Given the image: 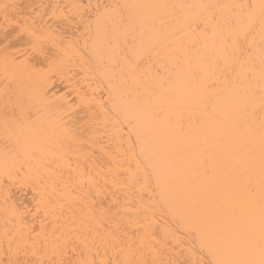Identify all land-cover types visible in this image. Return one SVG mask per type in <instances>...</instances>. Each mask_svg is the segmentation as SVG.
<instances>
[{
	"label": "bare ground",
	"instance_id": "6f19581e",
	"mask_svg": "<svg viewBox=\"0 0 264 264\" xmlns=\"http://www.w3.org/2000/svg\"><path fill=\"white\" fill-rule=\"evenodd\" d=\"M260 4L0 0V264L224 258L210 250L205 230L176 195L186 178L204 179L205 158L209 176L228 173L203 134L208 115L176 76V58L195 61L193 44L203 48L200 33L210 15L248 27L244 64L235 71L247 73L246 100L249 112L255 109L249 125L258 213ZM141 32L145 46L155 45L142 58L145 48L130 52ZM247 179L238 181L245 196Z\"/></svg>",
	"mask_w": 264,
	"mask_h": 264
},
{
	"label": "snow or ice",
	"instance_id": "6c2138e0",
	"mask_svg": "<svg viewBox=\"0 0 264 264\" xmlns=\"http://www.w3.org/2000/svg\"><path fill=\"white\" fill-rule=\"evenodd\" d=\"M139 7L121 5L117 9ZM204 8L213 7L204 5ZM264 17V0L260 4ZM120 16V22H125ZM129 24L132 18L127 17ZM201 29L203 48L196 47L195 61L185 56L176 58V76L188 89L189 98L197 102L203 113L208 115L209 125L203 134L210 138L215 147V157L222 169H227V179L223 176L208 175V159L202 161L204 179L189 177L176 190L186 210L203 227L210 241V250L215 246L224 258H217L215 264H264V117L259 126V184L258 213L257 185L255 177V151L253 143L255 130L249 125V103L246 96L249 86L245 83L247 73L235 71V65L243 67L241 56L245 49L242 41H247L248 27H232L230 20H217L210 15L203 20ZM261 38L264 40V19ZM105 43L111 42L105 37ZM145 46L143 32L137 41L133 37L130 49L132 56L137 48ZM251 47V45H249ZM235 74L233 75V73ZM260 79L264 81V50H262ZM223 76V80H221ZM260 110H264V87L261 88ZM212 108L209 111V105ZM247 174L246 196L242 195L239 178ZM258 231V239H257ZM215 254V253H214Z\"/></svg>",
	"mask_w": 264,
	"mask_h": 264
}]
</instances>
